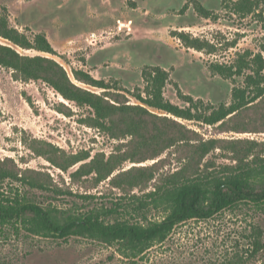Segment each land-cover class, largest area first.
<instances>
[{"label": "rangeland", "instance_id": "obj_1", "mask_svg": "<svg viewBox=\"0 0 264 264\" xmlns=\"http://www.w3.org/2000/svg\"><path fill=\"white\" fill-rule=\"evenodd\" d=\"M191 1L0 0V15L8 17L10 26L30 39L45 34L57 54L26 50L1 36L0 42L22 54L54 58L76 84L97 93L103 90L77 81L72 69L89 71L96 78L134 90L144 89L143 69L158 66L169 71L164 95L173 103L187 105L178 91L214 105L230 103L233 87L243 78H225L211 70V65L233 64L246 50L264 56V0H255L254 11L246 15L234 10L239 0H198L212 11L211 18L201 16ZM176 30L208 39L214 45L213 52L186 47L173 36ZM12 72L0 66V162H7L19 176L46 185V189H23L37 202L60 209L112 206L123 197L153 190L165 175L184 165L188 151L181 153L175 145L160 153L158 146L144 153L149 156L145 160L121 161L106 178L94 172L74 176L82 164L96 157L105 161L115 155L122 158L132 150L134 137L122 135L121 130L113 136L89 124L91 108L65 99L43 80L15 79ZM127 98L129 104H140L128 94ZM150 110L179 120L205 139L264 142V101L243 112L247 132L226 129L232 124L211 126ZM72 156L85 159L67 169L49 159L68 165ZM201 163L202 167L219 169L237 161L230 150L217 147ZM140 167L148 170L140 173L132 169ZM129 170L134 172L116 179ZM9 186L8 181L0 182V197L9 192ZM162 217L155 212L149 218ZM254 226H260L264 233V211L249 206L226 210L205 221H188L178 226L165 243L136 261L94 239L47 238L9 227L0 230V264H238L233 261L234 253L238 247L244 253L245 236ZM241 264H264V255L241 260Z\"/></svg>", "mask_w": 264, "mask_h": 264}, {"label": "trees", "instance_id": "obj_2", "mask_svg": "<svg viewBox=\"0 0 264 264\" xmlns=\"http://www.w3.org/2000/svg\"><path fill=\"white\" fill-rule=\"evenodd\" d=\"M191 3L201 16L212 17V11L198 0H192ZM255 6V0H239L234 4V10L246 15L252 13ZM172 33L188 48L209 52L214 50V45L208 39L185 31L176 30ZM0 36L12 45L26 50L57 54L45 34L38 33L34 39H30L10 26L8 17L4 14L0 15ZM261 49L264 51V39ZM0 66L12 69L15 79L43 80L65 99L74 101L81 107L91 108L89 124L107 130L113 136H118L116 132L121 130L119 133L122 135L134 137L132 150L122 158L115 155L105 161L102 157H96L91 162L82 164L73 173L74 176L94 172L101 178H106L121 161L145 160L149 156H144V153L158 146L161 147L160 153L175 145H179L181 153L188 151L184 157V165L165 175L162 183L153 190L142 195L123 197L112 206H90L85 209L77 206L60 209L37 202L24 193L23 189H46V185L38 179L19 176L16 170L8 167L7 162H0V182L8 181L10 185L9 192L0 197L1 231L13 227L16 231L25 230L29 234L47 238H90L114 246L124 258L136 261L149 250L165 243L178 226L188 221L209 220L226 210L234 211L242 206L264 211V142L205 139L179 120L150 110L152 108L177 118L211 126L220 123L219 126L225 127L232 124L226 129L235 132L249 131L242 114L264 101L262 52L246 50L239 54L233 64L211 65V70L225 78H243L241 84L233 87L231 102L218 105L181 91H178V95L186 102V106L168 100L164 89L170 74L158 66L145 67L142 71L144 89L136 87L134 90L96 78L89 71L72 69L77 81L103 90L101 93L76 84L65 67L54 58L22 54L17 48L1 42ZM127 94L140 104H129ZM122 98L125 100L122 101ZM217 147L230 150L237 163L219 169L202 167L203 158ZM257 148L262 149L257 151ZM72 157L74 158L68 165L61 164L53 157L49 159L65 169L85 159ZM132 169L140 173L148 170L144 167ZM132 172L134 171L123 172L116 179ZM155 212L162 213L163 217L151 220L149 217ZM245 237L247 243L242 248L244 253L241 254V248L238 247L239 250L233 256V261L238 264H241V260L264 255V233L260 226H254L252 232Z\"/></svg>", "mask_w": 264, "mask_h": 264}, {"label": "crops", "instance_id": "obj_3", "mask_svg": "<svg viewBox=\"0 0 264 264\" xmlns=\"http://www.w3.org/2000/svg\"><path fill=\"white\" fill-rule=\"evenodd\" d=\"M105 79V78H104Z\"/></svg>", "mask_w": 264, "mask_h": 264}]
</instances>
